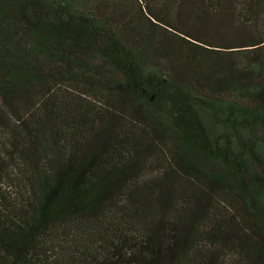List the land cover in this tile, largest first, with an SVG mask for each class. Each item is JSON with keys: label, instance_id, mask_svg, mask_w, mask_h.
I'll return each mask as SVG.
<instances>
[{"label": "trees", "instance_id": "16d2710c", "mask_svg": "<svg viewBox=\"0 0 264 264\" xmlns=\"http://www.w3.org/2000/svg\"><path fill=\"white\" fill-rule=\"evenodd\" d=\"M0 264H264V0H0Z\"/></svg>", "mask_w": 264, "mask_h": 264}, {"label": "rangeland", "instance_id": "374dc122", "mask_svg": "<svg viewBox=\"0 0 264 264\" xmlns=\"http://www.w3.org/2000/svg\"><path fill=\"white\" fill-rule=\"evenodd\" d=\"M131 4L133 5V2H131ZM161 32H162V30H161ZM163 33H164V32H163ZM159 41H160V38H159V36H157V37H156V42H159ZM164 44L167 45V43H165V42H164ZM151 63L154 65V64H156L157 62L155 63L154 61H151ZM154 66L157 67L158 65H154Z\"/></svg>", "mask_w": 264, "mask_h": 264}]
</instances>
